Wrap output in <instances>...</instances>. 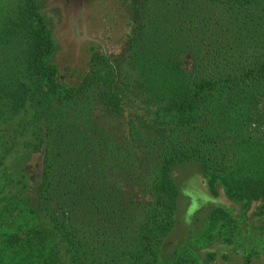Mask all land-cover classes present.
Listing matches in <instances>:
<instances>
[{
    "label": "trees",
    "instance_id": "1",
    "mask_svg": "<svg viewBox=\"0 0 264 264\" xmlns=\"http://www.w3.org/2000/svg\"><path fill=\"white\" fill-rule=\"evenodd\" d=\"M130 2L122 53L91 49L73 83L40 0L0 4V217L47 216L69 264H199L184 251L162 259L178 209L171 172L198 163L212 192L264 200V0ZM228 218L214 209L210 230ZM51 238L6 235L0 264H58Z\"/></svg>",
    "mask_w": 264,
    "mask_h": 264
},
{
    "label": "rangeland",
    "instance_id": "2",
    "mask_svg": "<svg viewBox=\"0 0 264 264\" xmlns=\"http://www.w3.org/2000/svg\"><path fill=\"white\" fill-rule=\"evenodd\" d=\"M40 3L54 31L55 60L65 81H77L86 69L91 49L113 57L124 50L133 26L134 9L130 0H40ZM31 110L28 107L7 126L13 127L20 119L27 118ZM18 159L19 154L8 159L10 169ZM40 162L36 155L24 164L23 170L31 181L40 174ZM171 176L179 198L175 228L162 246L164 261L175 252L184 251L199 264H264V200L236 201L222 186L212 192L198 163L179 164ZM3 195L0 187V200ZM214 209L223 210L229 218L210 230L208 216ZM30 227H41L51 233L50 248L58 253V264H69L66 244L44 214L0 217V255H5L6 235L23 234Z\"/></svg>",
    "mask_w": 264,
    "mask_h": 264
}]
</instances>
